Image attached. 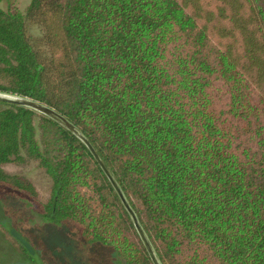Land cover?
<instances>
[{
  "label": "trees",
  "instance_id": "16d2710c",
  "mask_svg": "<svg viewBox=\"0 0 264 264\" xmlns=\"http://www.w3.org/2000/svg\"><path fill=\"white\" fill-rule=\"evenodd\" d=\"M0 93L87 139L160 264H264V0H0ZM0 186L118 264H152L87 147L4 101Z\"/></svg>",
  "mask_w": 264,
  "mask_h": 264
},
{
  "label": "rangeland",
  "instance_id": "374dc122",
  "mask_svg": "<svg viewBox=\"0 0 264 264\" xmlns=\"http://www.w3.org/2000/svg\"><path fill=\"white\" fill-rule=\"evenodd\" d=\"M22 7L28 0H4ZM13 168H8L11 170ZM33 183L44 196L46 186L42 178L33 174ZM31 206L19 195L0 186V223L8 224L24 236L37 253L41 264H118L115 253L98 243L82 242L73 226L55 227L39 222ZM23 255L20 244L0 225V264H33Z\"/></svg>",
  "mask_w": 264,
  "mask_h": 264
},
{
  "label": "water",
  "instance_id": "95a60500",
  "mask_svg": "<svg viewBox=\"0 0 264 264\" xmlns=\"http://www.w3.org/2000/svg\"><path fill=\"white\" fill-rule=\"evenodd\" d=\"M0 101H4V102H8L11 104H15L18 106H22V107H26V108H30L33 109L39 113H42L52 119H54L55 121L59 122V124H61L63 127H65L67 130H69L72 134H74L89 150V152L91 153V155L93 156V158L95 159V161L98 163L99 167L101 168V170L103 171V173L105 174V176L107 177V179L109 180L110 184L112 185L113 189L115 190L116 194L118 195L119 199L121 200V203L123 205V207L125 208V210L127 211L133 226L152 262V264H160L147 236L145 235L143 229L141 228L137 217L135 215V213L133 212V210L130 208V206L128 205L125 197L123 196L119 186L117 185V183L114 181L113 177L111 176V174L109 173V171L107 170V168L105 167V165L103 164V162L101 161V159L99 158V156L97 155V153L95 152V150L93 149V147L90 145V143L87 141V139L74 127L72 126L70 123H68L62 116H60L58 113H56L54 110L38 103L35 101H32L30 99L27 98H19V97H15V96H10L7 94H2L0 93ZM17 240L23 245V247L25 248V250L29 253V255L33 258V260L36 262V264H41V261L39 259V257L37 256V254L35 253L34 249L20 236L16 237Z\"/></svg>",
  "mask_w": 264,
  "mask_h": 264
}]
</instances>
